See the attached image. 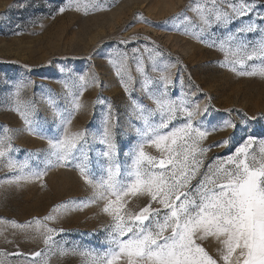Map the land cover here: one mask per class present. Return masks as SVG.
<instances>
[{
    "label": "rangeland",
    "instance_id": "obj_1",
    "mask_svg": "<svg viewBox=\"0 0 264 264\" xmlns=\"http://www.w3.org/2000/svg\"><path fill=\"white\" fill-rule=\"evenodd\" d=\"M216 2L218 9H226L225 0ZM255 3L253 13L230 25L236 29L252 23L257 31L241 39L253 42L264 36V0ZM210 4L211 0H0V140L11 144L0 158V264H91V257L82 253H102L109 246L112 218L102 211L106 201L89 203L97 190L85 182L78 165L82 160L87 164L94 183L104 174L107 162L99 140L108 119L116 146L112 160L127 177L131 154L141 142L136 129L143 127L134 105L155 107L143 90L145 77L153 81V90L159 88L160 73L154 65L168 66L169 97L199 106L194 126L217 129L201 142L212 147L198 157L203 161L200 173L234 156L249 136L255 140L249 151L259 153V141L264 140L261 61L244 58L236 63L241 55H233L235 45L221 48L226 26L204 27L196 12L198 6ZM74 99L81 105L78 110ZM25 106L35 132L22 118ZM69 113L68 132H86L87 142L68 163L57 166L49 141L63 135L60 117ZM225 121L235 127L224 128ZM183 122L178 118L161 132ZM222 141L227 143L215 146ZM144 151L157 160L168 156L150 144ZM123 200L127 211L136 213L149 197L129 194ZM152 207L164 211L155 202ZM47 229L56 230L48 245ZM197 242L219 261L215 238ZM37 252L39 256L33 255Z\"/></svg>",
    "mask_w": 264,
    "mask_h": 264
},
{
    "label": "snow or ice",
    "instance_id": "obj_2",
    "mask_svg": "<svg viewBox=\"0 0 264 264\" xmlns=\"http://www.w3.org/2000/svg\"><path fill=\"white\" fill-rule=\"evenodd\" d=\"M226 9L221 11L216 0L196 12L200 24L204 27L225 25V35L219 41L221 48L225 44L233 55H241V60L258 58L261 67L258 74L264 76V36L258 41L241 39L254 33L257 28L249 23L231 29L230 25L255 11V0H225ZM95 7V5H93ZM61 12L63 8L59 9ZM135 51V50H134ZM168 66L157 68L159 88L153 90V81L145 77L143 90L155 105L148 108L134 105L143 127L136 129L141 142L131 154V167L124 178L120 166L112 157L116 153L110 121L105 120L99 143L104 146L102 156L107 162L104 174L93 181L87 171V164L82 160L78 165L85 182L93 185L96 195L89 201H106L102 209L112 218L108 238L109 246L102 253L91 251L82 253L91 257V264H264V140L259 141V153L250 152L255 143L249 136L235 149V155H229L225 161L207 173H200L202 157L209 148L202 146V141L211 130L194 126L193 120L199 113V106H190L183 98L169 97L168 88L172 81L165 75ZM143 71V65H140ZM118 75L120 74L118 70ZM256 72H241L240 75H255ZM123 80V77H121ZM83 84L84 77H80ZM20 87H27L21 85ZM125 91H128L125 85ZM19 88L17 89V94ZM75 109L81 107L78 99L73 101ZM29 130L35 132L29 120V108L21 112ZM72 113L61 116L63 135L50 140L51 156L55 165L68 163L76 152H81L87 142V133H69L67 125L71 123ZM182 119L180 127L168 129L170 124ZM224 128H234L230 121H225ZM38 134V133H37ZM222 141L220 144H226ZM145 144L168 153L167 158L157 160L144 151ZM11 144L0 140V158L6 156ZM82 157H87L81 153ZM9 161V167H12ZM53 166V160H49ZM43 175L42 172L35 173ZM201 178L195 185L191 182L197 176ZM146 195L149 202L139 212L126 209L124 196ZM115 197V200L109 197ZM153 202L161 208H153ZM50 219V218H49ZM55 229H47L44 243L52 241ZM208 237L215 238L219 244V261L205 250L197 241ZM33 255L39 256L40 253Z\"/></svg>",
    "mask_w": 264,
    "mask_h": 264
}]
</instances>
